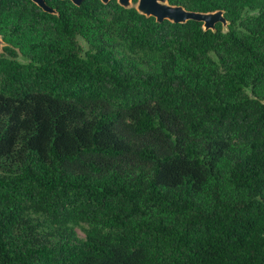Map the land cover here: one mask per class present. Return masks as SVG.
I'll return each instance as SVG.
<instances>
[{
    "label": "trees",
    "instance_id": "1",
    "mask_svg": "<svg viewBox=\"0 0 264 264\" xmlns=\"http://www.w3.org/2000/svg\"><path fill=\"white\" fill-rule=\"evenodd\" d=\"M167 1L0 0V264H264V0Z\"/></svg>",
    "mask_w": 264,
    "mask_h": 264
},
{
    "label": "water",
    "instance_id": "2",
    "mask_svg": "<svg viewBox=\"0 0 264 264\" xmlns=\"http://www.w3.org/2000/svg\"><path fill=\"white\" fill-rule=\"evenodd\" d=\"M43 12L55 14V10L49 7L45 0H30ZM75 6H80L84 0H69ZM102 4L106 5L111 0H99ZM118 5L122 8H130L134 0H116ZM136 11L146 17H152L156 22L169 21L174 24H183L187 21H195L202 24L204 31H214L217 24L223 27L227 26V21L222 11L211 13H200L187 11L181 6H172L167 0H136ZM4 45L0 39V47Z\"/></svg>",
    "mask_w": 264,
    "mask_h": 264
},
{
    "label": "rangeland",
    "instance_id": "3",
    "mask_svg": "<svg viewBox=\"0 0 264 264\" xmlns=\"http://www.w3.org/2000/svg\"><path fill=\"white\" fill-rule=\"evenodd\" d=\"M131 7H136V2L132 1ZM77 234L80 238H83V233L80 230H77Z\"/></svg>",
    "mask_w": 264,
    "mask_h": 264
}]
</instances>
